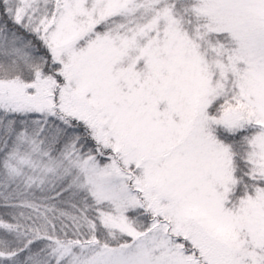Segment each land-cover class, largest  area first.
I'll return each mask as SVG.
<instances>
[{
  "label": "snow or ice",
  "instance_id": "6c2138e0",
  "mask_svg": "<svg viewBox=\"0 0 264 264\" xmlns=\"http://www.w3.org/2000/svg\"><path fill=\"white\" fill-rule=\"evenodd\" d=\"M0 264H264V0H0Z\"/></svg>",
  "mask_w": 264,
  "mask_h": 264
}]
</instances>
